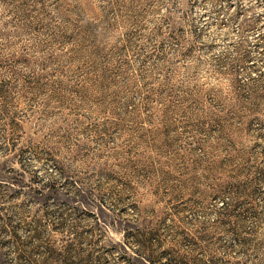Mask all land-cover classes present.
Instances as JSON below:
<instances>
[{
	"label": "rangeland",
	"instance_id": "rangeland-1",
	"mask_svg": "<svg viewBox=\"0 0 264 264\" xmlns=\"http://www.w3.org/2000/svg\"><path fill=\"white\" fill-rule=\"evenodd\" d=\"M69 244L264 264V0H0V264Z\"/></svg>",
	"mask_w": 264,
	"mask_h": 264
},
{
	"label": "trees",
	"instance_id": "trees-1",
	"mask_svg": "<svg viewBox=\"0 0 264 264\" xmlns=\"http://www.w3.org/2000/svg\"><path fill=\"white\" fill-rule=\"evenodd\" d=\"M236 178L232 177L231 175H226V166L217 164L215 165L209 172L203 173L202 181L208 182L211 181L214 183L213 189H211V193L214 196H220L225 192H229L233 196H237L239 187L237 184L231 183V179ZM237 204L234 206L232 204L225 203L222 208L219 211V224L221 225H232L236 221V216L234 213V209ZM58 232V231H56ZM125 234L122 236L123 241H126L128 235H130L129 232L124 231ZM36 238H38V235H36ZM143 247L144 244H142ZM72 245H66L62 250H55L52 247H48L45 251L46 255L43 257L39 263L40 264H49V263H56V262H62L66 264L70 259L77 258L79 256V253L77 251L72 250ZM138 252V251H137ZM135 253L136 255H139L138 253ZM127 259L134 260L133 257L127 256ZM147 264H150L147 262Z\"/></svg>",
	"mask_w": 264,
	"mask_h": 264
}]
</instances>
